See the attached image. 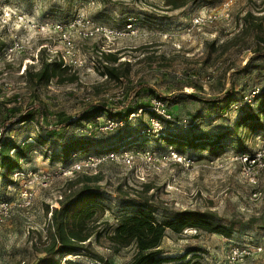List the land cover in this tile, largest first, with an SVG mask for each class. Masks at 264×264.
<instances>
[{"label":"rangeland","instance_id":"374dc122","mask_svg":"<svg viewBox=\"0 0 264 264\" xmlns=\"http://www.w3.org/2000/svg\"><path fill=\"white\" fill-rule=\"evenodd\" d=\"M168 1L0 0V129L4 140L14 141L27 155L19 170L0 169V198L18 205L25 189L34 192L30 206L17 207L10 219L0 223V264H40L51 217L47 208L60 207L59 201L70 191L83 187V182H77L83 175L96 174L102 179L88 186L101 194L105 218L111 222L118 210L134 212V202L149 198L160 220L184 210L209 211L217 222L233 228L231 239L196 229L180 234L169 230L162 244L164 256L198 250L203 264H264V253L256 251L264 246V168L258 171L255 164L245 165L242 160L244 153L251 156L264 148V131L240 125L241 106L221 111L189 97L213 99L232 91L239 99L260 83L264 58H253L257 50H264V0H236L229 20L204 27L193 26L194 15L220 10L225 0H189L179 8ZM75 19L103 25L114 33L82 40L70 30L73 49L68 52L56 25ZM51 54H70L67 63L75 60V66L36 83L27 68L37 71L43 60L55 61ZM106 54L117 58L109 65L118 66L119 79L107 76ZM158 94L175 96L167 106L176 119L173 137L160 138L156 133L140 139L138 132L150 125L149 114L129 120L122 129L103 131L101 126L108 120L103 115L57 128L61 137L43 146L35 142L43 132L38 119L44 127L57 126L96 104L126 113ZM253 107L257 109L258 103ZM12 108L17 116L30 119L14 123ZM121 136L131 138L127 157L102 159V150L115 146ZM177 136L194 147L176 150L168 141ZM85 138L97 146L75 158L91 159L79 160L84 166L79 173L69 172L70 165L60 157L61 145ZM260 163L264 164V154ZM35 175L47 179L36 180ZM146 184L151 187L147 193ZM108 247L104 239L94 243L103 261L73 255L57 264L129 262L132 247L117 255ZM236 247L250 254L233 259L231 251Z\"/></svg>","mask_w":264,"mask_h":264},{"label":"trees","instance_id":"16d2710c","mask_svg":"<svg viewBox=\"0 0 264 264\" xmlns=\"http://www.w3.org/2000/svg\"><path fill=\"white\" fill-rule=\"evenodd\" d=\"M188 1L169 0L167 3L168 5H173L174 8H179ZM260 58H264V50L261 49L255 52L253 60ZM105 59L104 68L107 76L119 79L121 72L118 66L109 65L110 63H116L117 58L112 54H106ZM64 70L63 63L55 59L52 62L43 60L41 67L37 71L27 68V73L36 83H41L58 76ZM189 97L199 102L216 106L221 111L234 106L242 100V97L236 98L235 92L232 91L225 92L213 99L201 98L192 94ZM155 98L164 101L168 106V101H172L175 96L168 98L158 94ZM255 102L258 103L257 109L253 107ZM89 107H91L89 112L78 114L75 120H67V122L61 120L57 126L44 127L41 124V120L38 119V127L43 132L36 138L35 142L43 146L53 137H61L57 128L64 129L69 125L78 124L90 118H99L103 115H106L108 120L117 122L118 125L115 129L119 130L129 122L130 115L139 109H143L144 112L137 118L143 117L144 114H149L151 118H158L163 121L167 129L159 134L160 138H170L173 137L171 134L175 133H171L174 130L171 128L174 126L172 123L150 110V103L132 108L126 113H118L116 112L117 108H109L102 104ZM241 107H243V115L240 118V125L250 127V130L254 132H263L264 93L257 96L252 104H243ZM120 109L125 111L126 107ZM10 111L11 116L15 119L14 123H23L30 119L29 116H17L16 108H12ZM120 122H123V125H120ZM149 126H144L138 132L137 136L140 139H150L156 136V134H146ZM222 137L224 136H220L218 139ZM4 139L5 137L0 140V169L3 168V170L12 173L20 169V161L26 158L27 155L25 149L18 146L14 141ZM129 139L131 138L121 136V139L116 144L117 146H108V148L102 150L103 152L100 155L118 152L123 146L128 147ZM187 141L177 136L175 139L169 140L168 143L173 148L175 147L176 150L186 146L194 147L193 142ZM61 146V160H66V163L70 165L77 154L82 151L87 152L89 147L97 146V144L85 138L71 140ZM12 150L14 151L13 156L10 155ZM101 179L99 174L95 176L83 175L77 181L78 183H84L80 190L70 191L64 199L59 201L60 207L52 208L51 210L49 207L47 208V213H50L51 217L47 225V237L42 249L45 256L40 260V264H57L61 258L73 255H85L103 261V258L98 255L94 248V243L99 244L102 239L108 242V249L112 255H117L123 249L132 247L133 253L127 264H203L199 259L198 250H188L181 256H164L162 244L167 237L168 231L180 234L186 229H196L206 233L222 235L228 239L233 237V228L217 222L215 216L209 211L184 210L168 219L160 220L156 216L158 208L149 198L134 202L133 205L136 208L134 212H124V208L118 210L114 216L115 221L111 222L110 219L105 218L106 206L100 199L101 194L93 191V187L88 186L90 182L98 183ZM74 185L75 183H71L72 188H74ZM96 187L100 188L99 186ZM84 189L87 192L81 194ZM143 189L147 193L151 187L146 184ZM66 261L71 263L69 260ZM105 264L108 263L106 262Z\"/></svg>","mask_w":264,"mask_h":264},{"label":"built area","instance_id":"2783aa9c","mask_svg":"<svg viewBox=\"0 0 264 264\" xmlns=\"http://www.w3.org/2000/svg\"><path fill=\"white\" fill-rule=\"evenodd\" d=\"M236 0H225L223 2V5L220 10H215V11H208V12H199L198 14L194 15L192 24L195 27H204L208 26L210 24L215 23L217 20H229L230 19V11H231V6ZM20 20H23V17L20 18ZM56 30L59 31V33H62L63 40L68 44V52H71L73 49V41L71 38V34L68 33L70 30H75L77 31V35L79 36L80 39L82 40H87L91 39L92 37L95 36H106L108 34L114 33L113 31L109 30L107 27H104L103 25L100 24H94L90 23L89 21L86 20H81V19H75L73 21H69L67 24H62L58 23L56 25ZM16 46L19 47V43H16ZM8 56H12V54H7ZM50 56H54L55 59L58 61H61L63 63L64 68L72 69L75 65V60H71V62L67 63L66 57L68 56L69 59H71L70 54H51ZM261 93H264V75L262 76L260 83L256 84L252 87V89L245 95L242 96V100L234 105V107L242 106L243 104H252L254 99L259 96ZM150 110L155 112L157 115L162 117L164 120L169 121L173 125L176 123V119L168 112L167 105L164 101L154 98L150 101ZM143 109H139L137 112H134L130 115L129 120H132L133 118H137L143 114ZM185 122V121H184ZM186 123V122H185ZM120 125H123V122L119 123ZM118 123L107 120L106 125L104 127L101 126V129L103 131L107 130H114L117 127ZM184 125V124H183ZM167 129L163 121H161L158 118H151L150 119V126L147 129V135L149 134H158L161 133ZM5 137L4 129H0V140ZM128 152V148L126 146H123L122 149L118 152H112L109 154H101L102 159L105 160H113L117 159L119 155H122L125 157ZM264 154V148L258 152H256L253 155H248L244 153L242 155V160L244 161L245 165L248 164L249 166H256L258 167V171L264 168V164H261V157ZM77 156V155H76ZM75 156V157H76ZM127 157V156H126ZM87 158L91 159V157H83L80 159H76L73 161L72 164H70L69 167V172L71 171L72 173H79L81 169L84 168L80 163L81 160ZM80 160V161H79ZM84 165V164H83ZM20 174V173H18ZM23 174V173H21ZM254 175V174H252ZM35 175V179H47L46 176H39ZM46 182V181H45ZM34 197V192L25 189L21 196V203L20 204H15L10 200L0 198V223H4L8 219H10L14 214L15 210L17 207H22L26 208L31 205L32 200ZM240 249H243L241 247H236L234 250L231 251V257L233 259L241 257L243 254L244 255H249L250 251H247L246 249L243 251H240ZM256 251L260 253H264V246L256 247Z\"/></svg>","mask_w":264,"mask_h":264}]
</instances>
